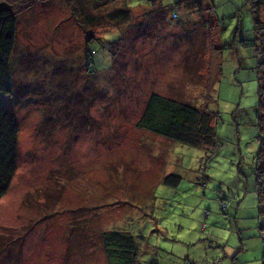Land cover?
Here are the masks:
<instances>
[{
	"label": "rangeland",
	"instance_id": "374dc122",
	"mask_svg": "<svg viewBox=\"0 0 264 264\" xmlns=\"http://www.w3.org/2000/svg\"><path fill=\"white\" fill-rule=\"evenodd\" d=\"M176 2L42 0L16 13L12 59L51 66L60 58L59 79L70 69L84 126L56 128L64 114L55 113L47 70L34 84L17 74L24 88L0 95V109L19 125L17 172L0 197V264H107L102 231L130 235L138 264H264L259 0H199L202 10L182 8L180 20L168 13ZM203 29V68L195 69L191 42L204 45ZM207 78L220 80L210 106L220 113L219 149L208 161L201 150L137 130L152 94L203 103ZM101 85L107 94L96 93ZM173 174L182 178L177 187L164 183Z\"/></svg>",
	"mask_w": 264,
	"mask_h": 264
},
{
	"label": "trees",
	"instance_id": "16d2710c",
	"mask_svg": "<svg viewBox=\"0 0 264 264\" xmlns=\"http://www.w3.org/2000/svg\"><path fill=\"white\" fill-rule=\"evenodd\" d=\"M41 1L42 0H17L15 2L10 1V3H7L8 5L15 3L11 7L7 5L2 6V4L0 5V95H12L14 89L24 88L23 86H16L15 79L17 74L26 72V76L29 78L31 83L34 84L35 80H38L37 74L41 71L47 70V72H50L47 84H49V86L51 85V94H55V96L59 99L58 103L53 104L57 107L55 113L60 111L64 114V118H62L60 123L56 125V128L61 129L63 132L65 124L68 123L70 129L73 132H76L84 126V117L79 114L80 104L77 96L70 91L76 84L75 78L70 69L66 71L65 76L61 75V79H59L60 68L57 63L61 62L60 58H53L51 66H48L44 61L36 63L32 60L31 56L30 58L25 59H22V57L18 60L12 59L13 54L17 49L16 13L20 10H27V7L30 6L29 8H31L35 3ZM94 1L101 2L103 0ZM155 2L156 0L152 1V3ZM199 6V0H177L175 4L169 6L168 13L169 15H172L174 19L180 20V9L185 8V12L190 13L195 12L196 8L202 10ZM263 9L264 0H259L255 8L258 13L254 15L257 26L260 25V27H256L257 31L258 28H262L264 30V21L261 16V11H263ZM126 20L127 14L124 13L120 17V21ZM203 31V46L201 40H199L200 37L192 42V38H189L192 46L191 48L193 49L189 58H191V61L195 60L197 62V65L191 63V65H196L195 69H198L200 65L202 67V61L199 60L201 55L197 56L198 53H201L200 51L202 49H197L205 46L207 38L205 36V29H203ZM113 40H115V38H113ZM121 42L122 40L119 41V44H121ZM122 45H124V42ZM26 51L27 50L24 51L21 49L22 55L26 53ZM41 55L50 56L49 49L43 50ZM90 56L87 58L88 64H91L92 62ZM117 60L118 58L116 57H113L112 59L113 63ZM16 66H20L21 70L15 68ZM200 72L201 71H199V73ZM219 81L220 80L217 78V82L214 84L207 78V97L205 98L203 96L205 100L203 103L198 100H175V98L172 99L170 97H165L164 95L152 94L146 103L143 116L137 121V130L145 129L172 142L201 150L206 156H204V161H208L209 156L217 154L219 149L217 141V128L220 113L217 112V110H212L210 108L211 105L217 103L216 88ZM29 87H32V85H29ZM109 88L110 86L105 88L101 85L99 92L97 91L96 93L107 94L109 92ZM263 106L264 102H261L257 107L262 108ZM257 111V118L259 119L258 125L262 129L264 128V108L257 109ZM70 114L73 115V117H71ZM59 116L60 115L57 114L56 120H58ZM74 120L79 121V128L75 129L73 127ZM18 136L19 125L15 115L0 109V197L6 194L13 177L17 172ZM181 180V177L173 174L166 177L164 179V183L172 187H177ZM40 195L41 193L38 192L34 195V197L39 198ZM220 210L222 212V209ZM34 225L36 224L31 222V225H28L26 230H30L31 227H34ZM261 232V238L264 240V226L262 225ZM26 238L27 237L24 235L21 237L23 241L21 242L20 250H18L19 252H22ZM13 241L14 237H10V242L7 247L8 250L15 249L12 245ZM101 241L107 264H138L137 245L130 235L123 232L108 233L102 231Z\"/></svg>",
	"mask_w": 264,
	"mask_h": 264
},
{
	"label": "clouds",
	"instance_id": "9594fccd",
	"mask_svg": "<svg viewBox=\"0 0 264 264\" xmlns=\"http://www.w3.org/2000/svg\"><path fill=\"white\" fill-rule=\"evenodd\" d=\"M2 110V109H1ZM5 111V110H4ZM6 112H9V113H13L14 114V112L11 110V111H6ZM15 115V114H14ZM15 118H16V116H15ZM16 120H17V118H16ZM17 123H18V121H17ZM18 148H19V136H18ZM17 162H18V159H17Z\"/></svg>",
	"mask_w": 264,
	"mask_h": 264
},
{
	"label": "water",
	"instance_id": "95a60500",
	"mask_svg": "<svg viewBox=\"0 0 264 264\" xmlns=\"http://www.w3.org/2000/svg\"><path fill=\"white\" fill-rule=\"evenodd\" d=\"M150 1H153V0H150Z\"/></svg>",
	"mask_w": 264,
	"mask_h": 264
},
{
	"label": "crops",
	"instance_id": "0c3cea01",
	"mask_svg": "<svg viewBox=\"0 0 264 264\" xmlns=\"http://www.w3.org/2000/svg\"><path fill=\"white\" fill-rule=\"evenodd\" d=\"M264 10V9H263Z\"/></svg>",
	"mask_w": 264,
	"mask_h": 264
}]
</instances>
